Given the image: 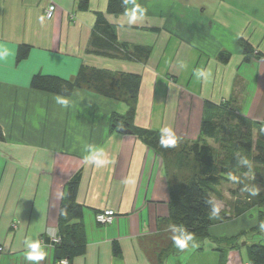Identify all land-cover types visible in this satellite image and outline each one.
I'll list each match as a JSON object with an SVG mask.
<instances>
[{
	"label": "crops",
	"instance_id": "crops-1",
	"mask_svg": "<svg viewBox=\"0 0 264 264\" xmlns=\"http://www.w3.org/2000/svg\"><path fill=\"white\" fill-rule=\"evenodd\" d=\"M78 1L0 0L5 136L0 141V264H30L24 259L28 238L40 240L47 252L39 264H57L56 249L46 239L59 233L65 185L78 171L87 249L71 264H150L141 241L157 236L158 219L169 217L170 186L189 176L175 157L164 159L135 136L112 131L111 118L127 113L125 103L86 87L71 97L36 91L30 87L34 75L73 80L82 66L140 74L135 125L159 132L171 128L183 142L200 139L206 102H235L242 118L264 127V0H129L127 10L135 4L147 9L131 25L125 13H107L109 0H89L88 11H81ZM51 5L57 11L48 20L45 11ZM98 13L121 42L147 48L148 57L138 62L88 53ZM241 42L251 47L249 60ZM20 45L33 50L17 64ZM222 53L230 55L228 62L220 60ZM57 97L67 99L68 106L58 104ZM89 143L103 147L111 163L86 164L82 157ZM215 202L220 210L234 211L235 202ZM104 210L116 214L107 226L96 220ZM259 211L264 216V206L255 207L215 223L209 233L217 239L248 232L258 226ZM251 239L264 240V229ZM247 249L226 250V264H250ZM221 260L213 248L189 249L168 264Z\"/></svg>",
	"mask_w": 264,
	"mask_h": 264
},
{
	"label": "trees",
	"instance_id": "trees-1",
	"mask_svg": "<svg viewBox=\"0 0 264 264\" xmlns=\"http://www.w3.org/2000/svg\"><path fill=\"white\" fill-rule=\"evenodd\" d=\"M129 0H109L107 13L119 16L126 13ZM78 8L81 11L90 9L89 0H79ZM247 54L246 60L250 59L251 47L248 43L241 42ZM32 46L20 45L18 47L16 63L26 60ZM149 50L140 46H131L119 40L115 28L108 22L104 14L96 15V24L90 38L88 53L109 58H121L128 61L141 62L149 55ZM230 55L222 53L220 60L228 62ZM142 76L115 72L95 67L82 66L75 79L67 80L58 76L36 74L32 77L30 87L33 90L71 97L76 89L88 88L96 95L106 97L127 105L125 115L115 114L111 118L112 131L122 132L128 130L130 135L141 140L148 148L155 151L162 158L175 157L179 169L189 171V176L181 182L170 186L169 217L158 219L157 236L146 243L141 241L142 250L150 264H168L171 257H178L183 251L178 250L172 241L173 233L170 225L182 226L190 232L195 241L197 250L205 249L206 242L213 243V249L222 254L220 264H226L225 251L240 249L242 245L248 248L250 264H264V240L251 243L255 236L259 235L264 224V216L258 212V226L248 232L231 238H213L209 229L217 222H226L238 217L255 207L264 206V196L248 190L244 177L250 176L251 164L258 165L256 177L264 168V127L261 123L246 120L241 116H233L236 110L232 109L235 102L222 103L220 105L206 102L204 117L201 124V137L197 141L184 142L181 151L177 146L181 141L176 138L173 147H161L159 140L161 132L135 125L136 111L139 100ZM236 126L241 128L242 133L235 139H226L225 134L230 126V120H234ZM255 137V145L252 138ZM5 136L0 126V141ZM211 140L217 144L215 147L208 143ZM247 163H243V161ZM231 177H235L233 180ZM82 180V172L78 171L65 185L64 196L60 207L58 236L60 243L53 244L50 239L47 243L56 249L57 263L68 259L70 264L77 256L86 253L87 239L84 225V207L78 202V192ZM230 187L229 192L236 197L233 212L220 210L218 215L212 214L213 205L216 206L218 189ZM250 189V188H249ZM263 191V190H262ZM261 191V192H262ZM245 194L246 200H241L238 194ZM255 193V194H253ZM261 195V196H260ZM153 242V243H152ZM250 242V243H249ZM114 255L120 256L117 243L113 246ZM1 253V252H0Z\"/></svg>",
	"mask_w": 264,
	"mask_h": 264
},
{
	"label": "clouds",
	"instance_id": "clouds-1",
	"mask_svg": "<svg viewBox=\"0 0 264 264\" xmlns=\"http://www.w3.org/2000/svg\"><path fill=\"white\" fill-rule=\"evenodd\" d=\"M146 11L147 9L139 4H135V6L131 10H126L125 14L128 17V21H127L128 24L129 25L134 24L138 19H142L145 16ZM4 55H7V52H5ZM196 75L199 77L204 74L202 72H197ZM57 103L63 107L68 106V100L60 97H57ZM159 143L161 147L164 148L175 146L176 138L171 128L165 127L161 129V136ZM84 152L86 154L83 155L82 159L86 164H90L99 168V167H104L107 164L111 163L103 147H98L97 145L91 143L85 144ZM243 163L246 164L247 161L245 160L243 161ZM231 179L235 180L236 178L231 177ZM219 211H220L219 207L213 205L212 214L218 215ZM261 228H264V224H261ZM170 230L173 233L171 237L173 244L178 250L180 251L185 250L186 248L189 247L190 242L192 243L193 247L195 246L193 235L190 232H188L186 229H184L182 226L170 225ZM24 245L26 249L24 259L27 262H30V264H39L40 261L45 259L47 252L45 251L40 240L38 239L33 240L31 238H28L24 241Z\"/></svg>",
	"mask_w": 264,
	"mask_h": 264
},
{
	"label": "rangeland",
	"instance_id": "rangeland-1",
	"mask_svg": "<svg viewBox=\"0 0 264 264\" xmlns=\"http://www.w3.org/2000/svg\"><path fill=\"white\" fill-rule=\"evenodd\" d=\"M56 11H57V8H56ZM56 11H55V13H56ZM55 13H54V15H55ZM54 17V16H53ZM239 106L238 105H236V104H234V105H232V109H234V110H236L234 113H232V115L235 117V116H240L239 114H238V108ZM236 122H235V118H234V120H230V126H228V130L226 131L227 133L225 134V137L224 138H226V139H233V137L235 138V139H237V137L238 136H240V134L242 133V131H241V128H239V127H237L236 125ZM243 134V133H242ZM253 140H252V142H253V145H255L254 143H255V140H256V138L255 137H253L252 138ZM208 143H210L211 145H213V146H215V147H218L217 146V144L216 143H214L213 141H211V140H209L208 141ZM184 142L183 141H181V143H179L178 144V146H177V150L178 151H181V149L183 148V146H184ZM258 165H256V164H251V169H252V171H251V173H250V176H248V177H244L243 179H244V181H245V183H246V185H247V187H249L248 188V190H251V191H254L256 194H255V196L253 197V200H254V198H256L259 194H261V195H263L264 196V168H262L261 169V172H260V174H258L257 175V177L255 176L256 175V171L258 170ZM262 183V184H261ZM229 190H230V187H225V186H223V187H221L220 189H218V192H217V200H218V204L220 205V206H222L223 205V203H228V205H230V206H232V204H233V202H236V197H234V196H232L231 195V193L229 192ZM263 190V191H262ZM226 191L228 192V194H229V197H227L226 196V198H225V193H226ZM262 191V192H261ZM263 193V194H262ZM239 196H240V198H242L241 200L243 201V200H246V195L245 194H242V193H240V194H238ZM260 195V196H261ZM225 211H227V210H225ZM97 215V214H96ZM253 216V215H252ZM255 218V217H254ZM97 220V219H96ZM98 222V221H97ZM58 236V235H57ZM156 237V236H155ZM155 237H149L148 239V241L146 240V243L147 244H149V241H151L152 239H154ZM252 241H254V240H252ZM259 241H261V240H255L254 242L255 243H257V242H259ZM153 243V242H152ZM204 247H205V249H208V248H213V243H211V242H206L205 243V245H204ZM189 249H196V248H194V247H191V248H189ZM188 249V250H189ZM248 250V249H247ZM194 252H196V251H194ZM247 252H249V251H247ZM58 264V263H57ZM70 264V263H69Z\"/></svg>",
	"mask_w": 264,
	"mask_h": 264
},
{
	"label": "built area",
	"instance_id": "built-area-1",
	"mask_svg": "<svg viewBox=\"0 0 264 264\" xmlns=\"http://www.w3.org/2000/svg\"><path fill=\"white\" fill-rule=\"evenodd\" d=\"M55 11H56L55 5L49 6L45 11L46 18L48 20L52 19ZM115 216H116V214L114 211L104 210V211H102L96 215V219H97L99 224L107 226V225H110L113 223ZM50 240H51V243H53V244L61 242V239L59 236L51 237ZM1 251H2V248H0V252ZM69 263L70 262L68 259H63L60 262H58V264H69Z\"/></svg>",
	"mask_w": 264,
	"mask_h": 264
},
{
	"label": "water",
	"instance_id": "water-1",
	"mask_svg": "<svg viewBox=\"0 0 264 264\" xmlns=\"http://www.w3.org/2000/svg\"><path fill=\"white\" fill-rule=\"evenodd\" d=\"M123 129H124V128H123ZM123 129H122V133H123V134H130V132H129L128 130H123ZM243 245H245V244H243Z\"/></svg>",
	"mask_w": 264,
	"mask_h": 264
}]
</instances>
